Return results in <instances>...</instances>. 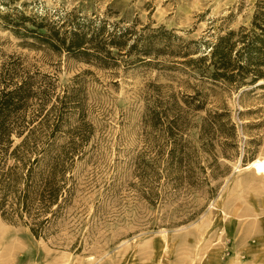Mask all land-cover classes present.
<instances>
[{
  "label": "rangeland",
  "instance_id": "rangeland-1",
  "mask_svg": "<svg viewBox=\"0 0 264 264\" xmlns=\"http://www.w3.org/2000/svg\"><path fill=\"white\" fill-rule=\"evenodd\" d=\"M257 2L0 0V65L27 71L47 109L67 94L55 140L75 156L78 184L55 237L0 217L6 245L22 247L0 251V264H264V174L244 168L264 157V80L237 88L211 79L207 61H182L249 28ZM18 11L166 33L149 63L131 55L102 68L16 37L1 14ZM174 141L180 165L166 161Z\"/></svg>",
  "mask_w": 264,
  "mask_h": 264
},
{
  "label": "trees",
  "instance_id": "trees-1",
  "mask_svg": "<svg viewBox=\"0 0 264 264\" xmlns=\"http://www.w3.org/2000/svg\"><path fill=\"white\" fill-rule=\"evenodd\" d=\"M256 8L249 28L217 36L206 54L183 63L207 61L204 68L211 79L237 88L264 80V0H258ZM18 12L15 17L1 14L16 37L102 68L116 66L118 59L126 62V56L149 63V55L161 53L153 39L166 33L159 27L145 36L142 31L147 26L137 33L133 27L120 26L121 21L109 24L106 19L95 21L72 13L54 20ZM41 92L27 71L14 64L0 65V217L27 227L35 238L48 239L61 232L78 184L75 156L69 154L68 145L55 140L62 119L57 111L65 107L67 94H57L47 109ZM169 153L167 163L174 160L180 165L184 150L179 142L174 141Z\"/></svg>",
  "mask_w": 264,
  "mask_h": 264
},
{
  "label": "bare ground",
  "instance_id": "bare-ground-1",
  "mask_svg": "<svg viewBox=\"0 0 264 264\" xmlns=\"http://www.w3.org/2000/svg\"><path fill=\"white\" fill-rule=\"evenodd\" d=\"M244 168H252L253 171L256 174H264V157H259V158H255L251 161H249ZM7 238H8V233L5 229L0 227V251H2V253H5L7 258H12L14 255H16V253L18 252V249H22V247H11L6 245L7 243ZM24 249H26V247H23Z\"/></svg>",
  "mask_w": 264,
  "mask_h": 264
}]
</instances>
